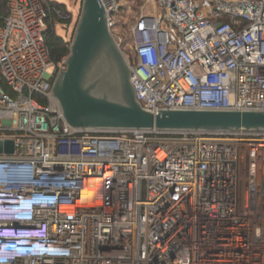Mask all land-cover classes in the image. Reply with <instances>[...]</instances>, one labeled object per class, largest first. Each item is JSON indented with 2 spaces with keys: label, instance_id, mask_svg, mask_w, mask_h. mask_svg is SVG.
Masks as SVG:
<instances>
[{
  "label": "built area",
  "instance_id": "1",
  "mask_svg": "<svg viewBox=\"0 0 264 264\" xmlns=\"http://www.w3.org/2000/svg\"><path fill=\"white\" fill-rule=\"evenodd\" d=\"M49 0L0 19V264H264V134L82 131L52 95ZM140 107L264 112V0H98Z\"/></svg>",
  "mask_w": 264,
  "mask_h": 264
},
{
  "label": "water",
  "instance_id": "2",
  "mask_svg": "<svg viewBox=\"0 0 264 264\" xmlns=\"http://www.w3.org/2000/svg\"><path fill=\"white\" fill-rule=\"evenodd\" d=\"M131 72L107 26L98 0H83L65 70L52 95L66 123L82 131L264 134V112L162 110L152 114L137 103ZM13 153L0 141V154Z\"/></svg>",
  "mask_w": 264,
  "mask_h": 264
},
{
  "label": "rangeland",
  "instance_id": "3",
  "mask_svg": "<svg viewBox=\"0 0 264 264\" xmlns=\"http://www.w3.org/2000/svg\"><path fill=\"white\" fill-rule=\"evenodd\" d=\"M52 1L64 4L67 11L69 12L70 24L64 27L57 25L54 28V31L56 35L61 37L66 43H71L83 0ZM154 12L155 8L153 3L146 2L145 0H128L126 6L117 12L115 15L116 26L114 28L113 34L121 39V50L124 53L131 54L130 51H128L126 45L131 43L129 38V30L134 20L141 14L152 15Z\"/></svg>",
  "mask_w": 264,
  "mask_h": 264
},
{
  "label": "trees",
  "instance_id": "4",
  "mask_svg": "<svg viewBox=\"0 0 264 264\" xmlns=\"http://www.w3.org/2000/svg\"><path fill=\"white\" fill-rule=\"evenodd\" d=\"M6 0H0V19L2 20L6 15L5 8ZM49 7L52 11H60L63 16H68L69 12L67 11L64 4L57 3L55 1H47ZM70 24V21H61L56 18L54 13L50 14V17L47 22V28L45 31V41L48 50L49 60L57 65L65 60L69 55V49L71 43H66L61 37L57 36L54 28L57 25L66 26ZM0 86H4L2 79L0 78Z\"/></svg>",
  "mask_w": 264,
  "mask_h": 264
},
{
  "label": "clouds",
  "instance_id": "5",
  "mask_svg": "<svg viewBox=\"0 0 264 264\" xmlns=\"http://www.w3.org/2000/svg\"><path fill=\"white\" fill-rule=\"evenodd\" d=\"M0 180H2V177L0 176Z\"/></svg>",
  "mask_w": 264,
  "mask_h": 264
}]
</instances>
